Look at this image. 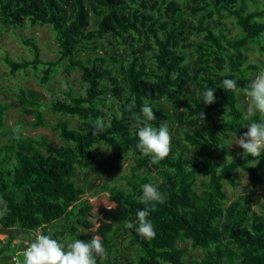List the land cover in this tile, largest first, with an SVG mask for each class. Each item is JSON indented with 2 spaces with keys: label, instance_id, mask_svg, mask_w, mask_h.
<instances>
[{
  "label": "trees",
  "instance_id": "16d2710c",
  "mask_svg": "<svg viewBox=\"0 0 264 264\" xmlns=\"http://www.w3.org/2000/svg\"><path fill=\"white\" fill-rule=\"evenodd\" d=\"M25 23L50 27L57 57L42 59L34 39L20 37L30 58L3 55L8 75L42 67L43 84L65 62L79 72L82 93L69 88L61 99L47 101L41 92L21 87L19 111L33 117L32 129L47 126L43 109L76 119L79 127L58 119L51 126L63 141L57 146L21 132L0 145V201L8 208L0 217L6 235L0 263L14 255L18 259L37 230L52 238L63 231L71 240L89 241L76 222L87 219L93 206L82 199L84 190L75 178L77 170L95 165L94 148L101 143L114 160L129 152L137 163L126 189L101 186L125 212L102 239L108 257L97 264H264V193L255 210L253 194L229 201L224 189V184L236 188L240 173L264 186V152L218 161L229 155L222 149L228 140L262 119L258 114L245 118L243 90L260 68L259 61L249 59L248 47L264 58V1L0 0V27L18 29ZM224 79L236 80L238 91L225 90ZM206 88L214 91L210 105L198 95ZM146 103L156 117L152 126L166 123L172 137L170 154L153 164L154 178L137 172L146 156L135 147L134 125ZM7 109L0 104V133ZM98 117L106 127L93 136L92 121ZM146 183L165 194L148 217L156 232L151 241L125 227L146 207L140 200ZM182 243L201 250V256H187Z\"/></svg>",
  "mask_w": 264,
  "mask_h": 264
},
{
  "label": "rangeland",
  "instance_id": "374dc122",
  "mask_svg": "<svg viewBox=\"0 0 264 264\" xmlns=\"http://www.w3.org/2000/svg\"><path fill=\"white\" fill-rule=\"evenodd\" d=\"M262 1L264 0H259L260 5ZM226 24L233 34L238 32V29L232 22L228 21ZM20 37L33 38L41 49L42 59L53 60L57 57L54 34L50 27H30L25 23L18 29L0 27V59L6 54L16 60L30 58L26 47L20 44ZM263 38L264 36L261 39ZM248 56L251 62H260V68L253 74L255 77L260 71L264 70V58L252 46L248 47ZM41 73L42 67H39L35 70L27 69L25 72L20 71L14 75H8L7 66L0 60V104L8 106L5 117V130L0 133V145L8 143L13 135V129L17 125L21 127V133L23 135L34 138L43 136L48 142L56 146L63 143L58 138L57 133L51 130V126H55L58 119H67L71 127H79L76 119L53 115L48 109H43L44 119L47 124L46 127H37L35 129L29 127V123L33 121V117L22 114L18 109L17 95L19 88L22 87L39 91L47 101L53 98L61 99L63 97V91H67L69 88L75 93H82L79 72L75 69H69L65 62L59 64L50 79L43 84L40 82ZM62 82L67 84V89L61 87ZM244 106L247 109L248 98L246 95ZM245 130L247 131V126H245ZM236 138H239V136H233L227 141L222 149L228 152L229 155L225 156L221 154L222 156L218 161H227L231 158L242 156L243 149L235 143ZM94 152L97 156L95 165L90 170H77L75 178V183L84 190L82 199L87 200L93 206L92 210L88 213L87 219L77 220L76 222L79 232L84 234L87 240H90L93 235H99L101 239L106 238L108 232L115 224L121 221L125 208L117 200L110 199L107 191L102 190L101 186L106 185L108 187H120L122 190L126 189V178L130 175L131 168L137 163V159L133 158L129 152L124 153L122 160H114L111 157L108 147L101 143L95 146ZM137 172L154 178L156 168L150 162L149 157H146V160L139 164ZM261 174L264 176V163L262 164ZM239 176L240 178L236 188H231L227 184H224L228 200L232 201L240 194L250 193L254 196V209L258 210L257 204L261 199V194L264 193V186L251 182L245 173H240ZM98 224L100 225L99 228L97 227ZM38 232L40 231L37 230L35 233ZM53 238L65 245L72 241L66 237L63 231L56 233ZM5 241L6 235L0 230V246ZM180 246L186 248L187 256H201V250L192 249L189 243H182Z\"/></svg>",
  "mask_w": 264,
  "mask_h": 264
},
{
  "label": "clouds",
  "instance_id": "9594fccd",
  "mask_svg": "<svg viewBox=\"0 0 264 264\" xmlns=\"http://www.w3.org/2000/svg\"><path fill=\"white\" fill-rule=\"evenodd\" d=\"M222 85L225 90L238 91L236 80L224 79ZM61 87L67 89L68 86L62 82ZM243 91L248 98L245 118H253L258 114L262 119L247 125V131L236 138L235 143L243 149L241 155L260 157L264 152V70L260 71ZM198 95L205 105L215 102L214 91L211 88H206ZM132 107L134 105H130L128 110L130 111ZM140 112L141 116L136 118L138 122L134 125L138 137L135 147L143 156L149 157L152 164H157L170 154L172 137L166 123H160L158 127L152 126L151 122L156 117L151 105L144 104ZM200 116L204 120V114L200 113ZM92 125L93 136L103 134L106 127L103 118H96ZM13 132L19 138L21 127L17 125ZM140 200L146 207L137 210L135 219L127 222L125 227L134 230L145 241H151L155 238L156 232L148 217L155 204L164 203L165 194L155 185L146 183L142 186ZM7 211V205L0 201V217L5 216ZM21 255L23 257L21 264H97L98 258L106 260L108 257L99 235H93L87 242L73 239L65 245L42 231L34 234Z\"/></svg>",
  "mask_w": 264,
  "mask_h": 264
},
{
  "label": "crops",
  "instance_id": "0c3cea01",
  "mask_svg": "<svg viewBox=\"0 0 264 264\" xmlns=\"http://www.w3.org/2000/svg\"><path fill=\"white\" fill-rule=\"evenodd\" d=\"M17 242H19V241H18V240L14 241V243H17ZM24 244H28V242L26 241V242H24ZM22 252H23V249H22V248L17 252V254H19L18 256H20V257H18V260L20 261V263H21V261H22V259H23L22 255H21ZM20 258H21V259H20ZM0 264H1V263H0ZM2 264H3V263H2ZM5 264H10V259L6 260V261H5Z\"/></svg>",
  "mask_w": 264,
  "mask_h": 264
},
{
  "label": "built area",
  "instance_id": "2783aa9c",
  "mask_svg": "<svg viewBox=\"0 0 264 264\" xmlns=\"http://www.w3.org/2000/svg\"><path fill=\"white\" fill-rule=\"evenodd\" d=\"M10 264H19V261H18L16 255H14V256L11 257Z\"/></svg>",
  "mask_w": 264,
  "mask_h": 264
}]
</instances>
